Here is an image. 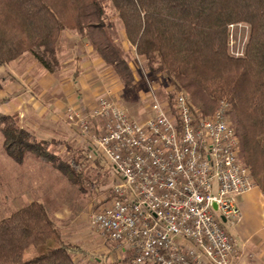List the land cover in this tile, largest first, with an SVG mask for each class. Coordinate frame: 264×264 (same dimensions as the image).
Here are the masks:
<instances>
[{
	"label": "trees",
	"instance_id": "obj_1",
	"mask_svg": "<svg viewBox=\"0 0 264 264\" xmlns=\"http://www.w3.org/2000/svg\"><path fill=\"white\" fill-rule=\"evenodd\" d=\"M124 25L138 56L185 91L201 116L230 105L239 157L264 192V0H0V68L27 52L56 61L62 34L77 31L123 85L133 88L129 53L117 43L108 10ZM250 26L244 55L229 52L230 27ZM5 151L17 164L29 156L75 185L79 160L63 162L13 117L0 113ZM36 254L28 258L27 253ZM45 207L34 201L0 220V264H78Z\"/></svg>",
	"mask_w": 264,
	"mask_h": 264
},
{
	"label": "built area",
	"instance_id": "obj_2",
	"mask_svg": "<svg viewBox=\"0 0 264 264\" xmlns=\"http://www.w3.org/2000/svg\"><path fill=\"white\" fill-rule=\"evenodd\" d=\"M175 92L170 105L152 88L143 119L130 116L110 88L88 114L69 109L89 159L108 161L119 175L91 223L130 251V264H238L228 226L241 216L236 198L255 184L239 157L230 105L221 101L203 117L187 93Z\"/></svg>",
	"mask_w": 264,
	"mask_h": 264
},
{
	"label": "crops",
	"instance_id": "obj_3",
	"mask_svg": "<svg viewBox=\"0 0 264 264\" xmlns=\"http://www.w3.org/2000/svg\"><path fill=\"white\" fill-rule=\"evenodd\" d=\"M89 48L57 47L56 61L52 58L44 59L37 52H27L1 67L0 113L13 117L36 139L50 146L68 147L76 141L86 148V139L71 126L69 109L88 114L97 105L99 96L106 89H111V85L115 94L121 88L113 68L92 47ZM6 164L8 179L5 184V201L7 205L13 206V213L37 201L45 207L51 219L52 213L60 215L62 211L57 212L54 205L60 202L56 194H49L39 186L33 187L25 182L27 176L41 173L47 166L55 172L53 167L33 157H28L22 165L14 161ZM21 168L26 169L25 172L22 173ZM21 183L24 186L18 190ZM46 199H50V207ZM236 203L241 216L238 224L235 227L228 226V230L237 241L238 264H264V192L258 185H254L248 192L237 197ZM62 207L67 208L66 205ZM121 250L124 254L130 253L125 246ZM127 262L131 263V259L128 258Z\"/></svg>",
	"mask_w": 264,
	"mask_h": 264
},
{
	"label": "rangeland",
	"instance_id": "obj_4",
	"mask_svg": "<svg viewBox=\"0 0 264 264\" xmlns=\"http://www.w3.org/2000/svg\"><path fill=\"white\" fill-rule=\"evenodd\" d=\"M108 13L110 20L115 25L117 43L129 53V64L134 75L132 89L125 87L118 77L121 88L118 93H114V96L128 111L130 116L136 119L146 118L149 116L151 107L149 92L152 88L155 89V93L161 101L171 105L176 94L175 88L179 87L168 81L162 73H154L152 67L155 69L157 67L155 64L150 63L147 59L138 57L133 51L134 47L127 39L124 25L118 15L112 9H109ZM249 36L250 26L248 24L236 23L232 25L229 36L230 54L235 57H242L249 41ZM57 47L60 49H90L89 47L91 46L86 40L80 38L77 31L67 30L59 39ZM113 74L118 76L114 70ZM148 82H150V86ZM110 87L111 89L113 88L112 85ZM219 105L220 103H218L216 110L212 114L204 117L214 116L220 107ZM228 121L230 122V119ZM71 126L80 133L77 126H74V124ZM3 137L0 132V220L7 218L14 212L13 206L7 205L5 201V197L7 198L5 184L6 179H8L6 162L11 164L14 160L10 157L12 161L5 151ZM73 145L72 143L68 147L51 145L48 150L65 163H71L72 159L79 160L80 166L76 168V171L84 177L80 185L73 184L65 176H62L59 171L60 174L56 172L57 170L55 172L52 169L50 170V168H47L48 166H44L46 168L41 173L38 172V174H32L30 177L27 176L25 182L33 187L39 186V188L49 194L54 193L56 198L60 199L59 203H53L55 210L62 212H60V215H58L59 213L55 215L52 213L51 217L59 228L63 241L71 247L79 248L74 256L78 264H130V262L126 263V260L128 258L132 260V254H124L121 250L122 245L102 237L91 223V215L109 200V190L119 175L108 161L102 160L100 157L98 159H89L87 147H82L76 141ZM25 170L21 168L20 171L23 173ZM254 184L257 185L256 183ZM23 186L24 184L21 183L20 188H16L21 190ZM46 200H48L47 205L50 207V199ZM62 205H66L67 208L62 207ZM35 254V250H32L27 253V257L30 258ZM119 256L122 258H119ZM97 259L101 261L97 262ZM120 259L121 261H119Z\"/></svg>",
	"mask_w": 264,
	"mask_h": 264
}]
</instances>
